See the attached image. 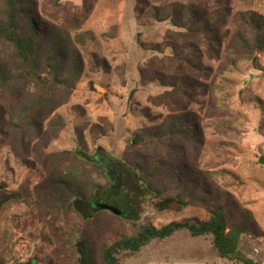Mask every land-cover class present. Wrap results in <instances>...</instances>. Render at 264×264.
Masks as SVG:
<instances>
[{"label": "rangeland", "instance_id": "obj_1", "mask_svg": "<svg viewBox=\"0 0 264 264\" xmlns=\"http://www.w3.org/2000/svg\"><path fill=\"white\" fill-rule=\"evenodd\" d=\"M27 1L38 29L72 44L70 51L62 49L59 78L70 74L72 59L78 72L71 95L58 94L56 105L36 117L34 129L27 128L21 110L36 100L35 86H16L15 97L0 92V264H80L79 248L85 251L77 240L80 232L93 264H101L103 247L136 234L143 224L161 228L187 219L206 221L209 198L199 189L202 176L211 191L229 196L228 226L240 223L241 210L251 212L257 234H242L237 250L264 264V167L257 162L264 156V52L248 51L236 35L251 38L240 17L246 12L264 17V0ZM174 5L201 12L192 28L204 20L210 26L206 34L153 17L173 12ZM0 61L9 72L16 63L1 43ZM178 116L187 125L172 138L163 136L168 118ZM56 117L61 127L50 128ZM143 132L155 139L133 145V136ZM78 139L89 155L110 162V186L119 187V199L126 200V219L110 212L86 221L52 189L51 175L69 166L80 170L87 191L93 184H109L74 158ZM122 160L149 173L159 168L151 186L169 190L163 195L169 199L165 208ZM176 177L181 183L168 186ZM16 194L22 197L12 199ZM177 194L184 202L198 198L202 203L180 206ZM118 258L121 264H242L220 258L211 235L192 237L186 230Z\"/></svg>", "mask_w": 264, "mask_h": 264}, {"label": "trees", "instance_id": "obj_2", "mask_svg": "<svg viewBox=\"0 0 264 264\" xmlns=\"http://www.w3.org/2000/svg\"><path fill=\"white\" fill-rule=\"evenodd\" d=\"M4 1V8L0 10V43L12 50V58L16 63L11 65V72H9L5 64L0 61V92L10 97H15L16 86L23 85L26 82L35 86L38 91L36 100L33 103L28 102L21 110V118L25 120L27 128L34 129L36 117L43 109L56 105L58 94L63 95L65 98L71 95L78 72L76 68L77 60L72 59L70 74L66 75L64 79H60L63 61L62 49L67 47L68 51H70L72 44L67 45V42L62 41L54 31L38 29L28 14L30 4L27 0ZM172 10L173 12H167L166 10V12L153 13L152 15L154 18L158 17L160 21H166L169 18L177 28L187 32L193 31L201 35H205L210 27L206 21L201 20L196 28H192L201 19V12L195 11L193 5L187 8L186 6L181 8L174 5ZM240 19L244 25L249 27L251 35V38L248 39L236 31L239 40L244 44L243 47L248 51H252L253 54L263 53L264 41L262 33H264V17L252 12H246L241 15ZM211 24H215V20H212ZM140 35L138 33V36ZM213 41L220 46V42L216 38H213ZM251 62L254 67H258L256 56L251 57ZM178 88L182 89L181 87ZM11 119L8 124L11 123L13 125ZM181 125H187L184 118L180 116L169 117L167 127L163 130V136L167 135L172 138V136L177 135ZM48 126L50 128L52 126L60 128V118L56 117L51 120L48 122ZM52 133L53 136L57 135L53 130ZM133 137V145H139L146 138L149 141L155 139V135L147 132L135 134ZM73 156L81 165L90 166L98 170L109 180V184L106 187L93 184L91 189L87 191V185L84 184L82 175L79 174L80 170L73 166L58 169L57 172L51 175L49 183L52 184V189L60 191V202H66L69 210L86 221L90 220L93 214L110 213L93 207L94 204L99 202L111 205L120 211L119 216L110 215L117 217L119 220L126 219L124 213L128 208L126 200L119 199V194H117L119 187L110 186V184H113L110 175V162H102L96 156L89 155L82 139L77 140V148L73 152ZM120 162L126 169L130 168L134 172L136 180L145 189L147 188L154 199L161 202L162 207L165 208V204L169 199L163 198V195L169 190L166 187L155 189L151 186V180L158 175L159 168L157 167L149 173L142 165L141 167L139 164L136 165L123 160ZM177 173L179 175V172ZM188 173H192L191 177L195 176L191 171ZM180 183L181 181L176 177L171 180L168 186L173 187ZM199 184L201 185L199 188L201 194L206 195V199L209 198L208 204L205 205L209 213L206 221L200 222L194 219H187L178 223H170L161 228H155L150 223L143 224L139 227L136 234L121 235L113 243L103 247L100 251L101 264H121L120 258H118L119 255H135L152 240L167 239L174 232L180 230L188 231L192 237L211 235L213 247L222 259L238 261L242 264H259L243 257L237 250L239 238L242 234H257L256 223L251 212L246 209L241 210L239 213L240 223L228 226V208L233 206V204L227 202L229 197L227 193H223L220 190L211 191L210 185L203 176L199 180ZM3 191L4 186L0 185V193ZM18 195L22 197L21 194H16L12 199L17 198ZM23 199L26 200V197ZM174 199L180 206L202 203V200L198 198L190 202H184L180 194H177ZM77 240L81 241L85 247V251L81 247L79 248V254L81 255V258H79L80 264H93L92 253L88 248L86 238L81 232Z\"/></svg>", "mask_w": 264, "mask_h": 264}, {"label": "water", "instance_id": "obj_3", "mask_svg": "<svg viewBox=\"0 0 264 264\" xmlns=\"http://www.w3.org/2000/svg\"><path fill=\"white\" fill-rule=\"evenodd\" d=\"M257 162L260 166L264 167V156L263 155L259 156ZM93 207L95 209H101V210L109 211L116 216L120 215V211L118 209H116L115 207L108 205V204H104V203L99 202V203L94 204Z\"/></svg>", "mask_w": 264, "mask_h": 264}]
</instances>
